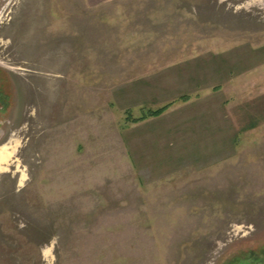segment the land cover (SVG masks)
<instances>
[{"label":"rangeland","instance_id":"374dc122","mask_svg":"<svg viewBox=\"0 0 264 264\" xmlns=\"http://www.w3.org/2000/svg\"><path fill=\"white\" fill-rule=\"evenodd\" d=\"M257 33L264 0H0V264H264V126L176 100Z\"/></svg>","mask_w":264,"mask_h":264},{"label":"crops","instance_id":"0c3cea01","mask_svg":"<svg viewBox=\"0 0 264 264\" xmlns=\"http://www.w3.org/2000/svg\"><path fill=\"white\" fill-rule=\"evenodd\" d=\"M252 37L253 40H255V43L252 42L250 48L248 49V61L245 60L247 58L244 57V59H241L242 62L235 63V70L233 71L232 76H229L223 81L224 85L227 83L232 85V94L227 93L228 96L226 98L224 96V93H226L224 86L218 90H214L213 92H209L208 89H204L202 86L203 75L199 74V71L196 69V67L192 69V67L195 66V59L199 55L192 56L190 54V58L187 56L189 61H193L187 65V67L189 65L191 67L186 74L190 88L188 86L187 93L184 94L187 96L186 100H181V97L184 96L183 94L179 96L176 94L178 96L176 100L178 99L185 101V103L190 106V109L188 110V117L191 118V120H199V118L204 115V112L206 113V108L208 105L210 107L209 103H211L209 97H219L222 99L221 103L215 106L216 108L221 109L225 108L223 102L232 97V103L234 106L236 105L239 108L251 109V119L249 125L253 127V129L258 130L259 126H264V116L260 111L264 110V41H258V37H261L258 33L256 36L253 35ZM188 58L186 61H188ZM174 76L181 77L180 71H176ZM167 104H164V106ZM162 106L163 105L159 107ZM170 106H168L167 109H169L171 112L172 108ZM167 109H165L161 114H163L165 111H168ZM151 119L156 118L151 117ZM152 133V138L154 136V139H158L160 136L159 134L162 133V130L154 128ZM146 134V138L149 140V133L146 132Z\"/></svg>","mask_w":264,"mask_h":264},{"label":"trees","instance_id":"16d2710c","mask_svg":"<svg viewBox=\"0 0 264 264\" xmlns=\"http://www.w3.org/2000/svg\"><path fill=\"white\" fill-rule=\"evenodd\" d=\"M187 99V96H182L181 97V100H186ZM168 107V104L165 105V106H162L160 108H157L155 110H147L143 115L139 116V117H136V118H131L130 121L132 122H138V121H141V120H144L148 117H155V116H158L160 115L165 109H167Z\"/></svg>","mask_w":264,"mask_h":264}]
</instances>
